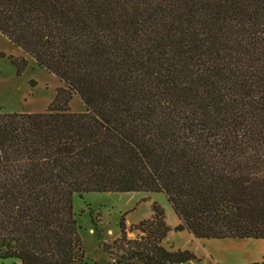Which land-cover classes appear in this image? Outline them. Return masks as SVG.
Listing matches in <instances>:
<instances>
[{"label":"trees","instance_id":"16d2710c","mask_svg":"<svg viewBox=\"0 0 264 264\" xmlns=\"http://www.w3.org/2000/svg\"><path fill=\"white\" fill-rule=\"evenodd\" d=\"M0 32L62 82L44 112L0 111L1 259L85 264L74 193L162 192L175 231L264 239V0H0ZM169 229L153 204L103 249L195 259Z\"/></svg>","mask_w":264,"mask_h":264},{"label":"rangeland","instance_id":"374dc122","mask_svg":"<svg viewBox=\"0 0 264 264\" xmlns=\"http://www.w3.org/2000/svg\"><path fill=\"white\" fill-rule=\"evenodd\" d=\"M24 58L26 66L17 70L12 59ZM62 82L55 74L37 65L33 58L0 32V111L44 112ZM73 112L85 111L78 95L69 101ZM73 211L84 248L85 264H115L103 249L119 234V223L135 225L159 205L170 227L162 239L165 248L191 252L195 259L181 264H263L264 239H197L186 230L175 231L176 215L162 192H90L72 196ZM134 237V232H128ZM1 259L0 264H12Z\"/></svg>","mask_w":264,"mask_h":264},{"label":"crops","instance_id":"0c3cea01","mask_svg":"<svg viewBox=\"0 0 264 264\" xmlns=\"http://www.w3.org/2000/svg\"><path fill=\"white\" fill-rule=\"evenodd\" d=\"M178 221V220H177ZM190 234V233H189ZM191 235V234H190Z\"/></svg>","mask_w":264,"mask_h":264}]
</instances>
